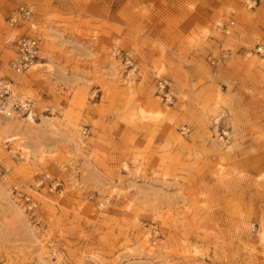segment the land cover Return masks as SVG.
Returning <instances> with one entry per match:
<instances>
[{
  "label": "rangeland",
  "instance_id": "rangeland-1",
  "mask_svg": "<svg viewBox=\"0 0 264 264\" xmlns=\"http://www.w3.org/2000/svg\"><path fill=\"white\" fill-rule=\"evenodd\" d=\"M23 34L41 66L14 76ZM258 45L264 0H0V77L34 103L0 116V264H264Z\"/></svg>",
  "mask_w": 264,
  "mask_h": 264
},
{
  "label": "built area",
  "instance_id": "built-area-1",
  "mask_svg": "<svg viewBox=\"0 0 264 264\" xmlns=\"http://www.w3.org/2000/svg\"><path fill=\"white\" fill-rule=\"evenodd\" d=\"M229 19L224 21H218L215 24V30L221 32L224 35H230L235 25L234 11L231 10ZM34 14L32 10L27 6H16L11 8L7 14V24L9 27H20L28 25L30 29H33ZM14 54L7 62L8 69L14 74V76H20L23 73L30 70L41 59V40L38 37L30 35H20L13 40ZM256 51L264 56V47L258 45ZM211 65H215V60H210ZM15 80L8 77H0V116L4 118H13L20 116H28L32 114L34 109V103L31 99L25 97H18L14 93ZM161 90L165 87L163 83H159ZM86 131L84 130V133ZM49 176L44 177L40 181L36 182L34 186L38 188L40 185L48 183L50 190H55L58 183L48 181ZM18 191V188L15 187ZM22 196V194H21ZM25 202L29 210L36 209L37 203L31 196L24 194Z\"/></svg>",
  "mask_w": 264,
  "mask_h": 264
},
{
  "label": "bare ground",
  "instance_id": "bare-ground-1",
  "mask_svg": "<svg viewBox=\"0 0 264 264\" xmlns=\"http://www.w3.org/2000/svg\"><path fill=\"white\" fill-rule=\"evenodd\" d=\"M39 66H41V65H40V64L34 65V66H33V67H34L33 70L36 69V67H39ZM27 119H28L30 122L33 121V118H32L31 115H29V116L27 117Z\"/></svg>",
  "mask_w": 264,
  "mask_h": 264
}]
</instances>
